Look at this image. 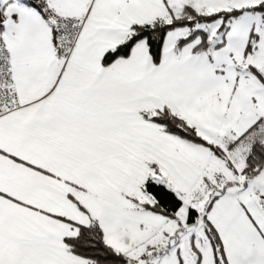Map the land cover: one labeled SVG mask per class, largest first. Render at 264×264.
<instances>
[{"label":"snow or ice","instance_id":"snow-or-ice-1","mask_svg":"<svg viewBox=\"0 0 264 264\" xmlns=\"http://www.w3.org/2000/svg\"><path fill=\"white\" fill-rule=\"evenodd\" d=\"M0 264H264V0H0Z\"/></svg>","mask_w":264,"mask_h":264}]
</instances>
